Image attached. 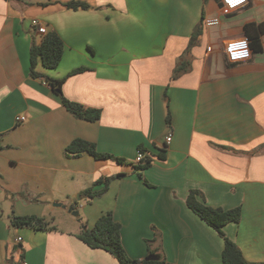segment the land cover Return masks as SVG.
<instances>
[{"label": "crops", "instance_id": "obj_1", "mask_svg": "<svg viewBox=\"0 0 264 264\" xmlns=\"http://www.w3.org/2000/svg\"><path fill=\"white\" fill-rule=\"evenodd\" d=\"M68 1L0 0V264H120L79 238L107 212L131 258L223 264L225 240L188 206L192 190L209 206L240 207V221L224 232L248 261L264 262V50L237 64L224 50L246 24L264 22V0L230 15L221 0H83L89 9ZM213 16L220 25L207 27ZM34 18L64 41L59 66L37 70L66 78L63 95L100 109L98 121L77 118L51 83L30 74L31 48L43 35ZM201 22L188 70L173 78ZM79 67L87 69L69 76ZM76 138L113 158L67 155ZM141 148L154 160L139 172ZM108 177V190L83 205L81 193L102 189ZM10 197L13 215L42 217L49 206L73 217L70 228L13 226L1 217Z\"/></svg>", "mask_w": 264, "mask_h": 264}, {"label": "trees", "instance_id": "obj_2", "mask_svg": "<svg viewBox=\"0 0 264 264\" xmlns=\"http://www.w3.org/2000/svg\"><path fill=\"white\" fill-rule=\"evenodd\" d=\"M65 6L71 9H89L91 5L83 0H71L63 3ZM245 36L251 41V48L253 53H261L264 50L263 36H264V22L261 23H248L244 27ZM203 34V23L201 22L194 30L189 46L185 51V54L177 63L173 78H177L182 73L186 72L189 68L190 61L186 58V55L190 54L193 47L198 44L200 36ZM64 54V41L56 31H50L42 35L41 41L38 44H34L31 48V66L30 74L33 77H44L60 94L64 105L67 109L73 113L77 118L86 121H98L102 116V111L96 108L86 107L85 105L71 101L63 95L62 86L66 78L54 79L41 73L37 70L39 63L45 69H56ZM86 67H79L74 69L70 75H74L86 70ZM144 152L145 150L141 148ZM89 153L97 160L111 159L113 155L108 153H101L97 150L96 144L82 139H74L67 147L66 153L69 156H79L82 153ZM164 153L159 154V158H164ZM122 162L121 159H117ZM154 158L151 155L145 157L144 161L136 166L137 171L141 172L149 167ZM122 176V174H120ZM113 177H108L105 180V186L97 191H93L92 188L86 189L83 194L89 196V198H95L102 196L109 188V184ZM103 181L97 180L95 185L101 184ZM82 195V194H81ZM201 191L192 190L187 198L188 206L203 219L208 225L213 227L225 240V247L222 253L223 264H264V262H250L245 257L241 248L229 239L225 232V225L231 222H239L241 219L242 210L240 207L225 210L223 208L212 207L199 199ZM11 224L15 227H28L35 230H54L52 226L45 218L38 215L20 216L13 215ZM86 225V223H84ZM79 238L91 248H100L108 251L120 264H165L166 260L159 255V260H147L131 258L126 252L122 242V226L117 222L112 212L102 214L96 221L92 228L83 227L79 233ZM155 254L151 253L150 255ZM157 255V254H156ZM149 256V255H148ZM147 256V257H148Z\"/></svg>", "mask_w": 264, "mask_h": 264}, {"label": "built area", "instance_id": "obj_3", "mask_svg": "<svg viewBox=\"0 0 264 264\" xmlns=\"http://www.w3.org/2000/svg\"><path fill=\"white\" fill-rule=\"evenodd\" d=\"M249 0H221V13L223 15H230L234 11L246 6L248 4ZM205 25L207 27H213L220 25L221 18L219 16H213V17H206ZM32 27L36 29L41 34L47 33V28L45 24H43L39 19L34 18L32 19ZM208 50H211L209 47ZM225 53L227 56V59L232 64H237L241 62H245L252 58L253 56V50L251 48V41L248 37L243 36L240 38H235L230 41H228L225 44ZM17 122H23L26 120L25 115H19L16 118ZM173 137V133H169L166 137L167 142H171ZM145 153L140 149L137 154L136 162L137 164H140L145 159ZM21 240V238H19Z\"/></svg>", "mask_w": 264, "mask_h": 264}, {"label": "rangeland", "instance_id": "obj_4", "mask_svg": "<svg viewBox=\"0 0 264 264\" xmlns=\"http://www.w3.org/2000/svg\"><path fill=\"white\" fill-rule=\"evenodd\" d=\"M215 1V0H214ZM213 7V6H212ZM237 38V37H235ZM82 195V200L80 201L83 205L89 204L93 198H89V196L81 193ZM14 203V200L12 197H10V200L7 199V202L4 203V207L3 209L5 210L4 214H1V217L4 221L9 222L11 221L12 217H13V213H12V205ZM81 218L85 220V215H84V211L80 210V215ZM43 218H45L52 226H54L55 228H60V229H69L70 225L68 224V220L65 219H73L72 216H69V214H64V212H62V210L59 209H53L52 207L49 208V206H45V210L44 213L42 215ZM79 218V217H78ZM77 219V217H76Z\"/></svg>", "mask_w": 264, "mask_h": 264}, {"label": "water", "instance_id": "obj_5", "mask_svg": "<svg viewBox=\"0 0 264 264\" xmlns=\"http://www.w3.org/2000/svg\"><path fill=\"white\" fill-rule=\"evenodd\" d=\"M55 205L60 206L61 203H56ZM69 212L74 216L79 215V211L74 210L72 206L69 207ZM159 258H160L159 255H156V254H152V255H149L148 257H146L147 260H159Z\"/></svg>", "mask_w": 264, "mask_h": 264}]
</instances>
